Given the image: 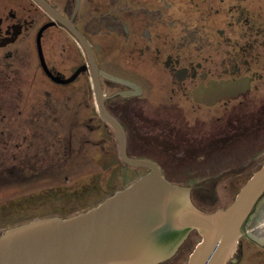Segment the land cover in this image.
I'll return each instance as SVG.
<instances>
[{"label": "flooded vegetation", "instance_id": "af4514ba", "mask_svg": "<svg viewBox=\"0 0 264 264\" xmlns=\"http://www.w3.org/2000/svg\"><path fill=\"white\" fill-rule=\"evenodd\" d=\"M101 104L122 124L134 157L142 156L132 153L131 138L141 134L170 139L154 149L177 164L246 131L262 134L264 0H0V183L27 188L37 169L79 170L83 138L113 160L99 168L113 169L121 160L118 132ZM248 110L258 120L220 131L239 121L230 112ZM143 117L155 123L148 127ZM207 123L219 134L207 135ZM99 138L117 139L118 150ZM259 156L178 183L192 187L194 200L212 177L205 176L224 178ZM143 157L169 178L158 160ZM226 264H264V194Z\"/></svg>", "mask_w": 264, "mask_h": 264}, {"label": "water", "instance_id": "95a60500", "mask_svg": "<svg viewBox=\"0 0 264 264\" xmlns=\"http://www.w3.org/2000/svg\"><path fill=\"white\" fill-rule=\"evenodd\" d=\"M100 107L118 132L121 159L148 170L86 209L7 227L0 232V264H161L192 231L200 239L184 264H226L264 194V162L228 205L203 209L191 186L167 178L156 161L129 155L122 124ZM201 188L213 190L206 182Z\"/></svg>", "mask_w": 264, "mask_h": 264}, {"label": "rangeland", "instance_id": "374dc122", "mask_svg": "<svg viewBox=\"0 0 264 264\" xmlns=\"http://www.w3.org/2000/svg\"><path fill=\"white\" fill-rule=\"evenodd\" d=\"M229 117L231 121L235 118L236 120L239 119V121L235 123V126L231 125V123L223 125L220 131L229 132L236 130L235 128L238 130L240 126L245 128L250 126L254 119L258 120V114L250 110L242 114L230 112L228 114ZM140 119L148 127V121L152 124L155 123L153 119L147 117ZM211 124H206L208 128L206 129L207 135H211V133L219 134L218 129H210ZM260 131L262 134L258 135L255 132L246 131L243 135L239 134L238 140L229 146L211 148L200 160L195 155L186 156L183 160L184 162L180 161L181 163L178 164L171 162L174 156L170 157L167 151L154 149L156 144L162 145L161 141L164 143L170 139L150 138L151 134H141L139 138H131V146H133L131 151L136 156H147L158 160L163 166V171L171 180L186 182L187 179L197 174L213 173L223 168L234 167L259 156L264 151V128L262 127ZM86 140L89 139H82L83 147L80 156L79 154L75 155L77 157L76 160L81 162L79 170L54 169L52 167L47 170L37 169L33 172V182L27 188L21 185L10 186L8 183L6 185L0 183V186L2 185L0 190V232L11 225L37 217L35 215H64L63 212L65 211L76 210L83 205L92 203L84 207L86 209L98 203L116 189L127 185L145 171L142 167L126 168V164L122 163V159L120 161L114 160L117 164L113 169L109 170L106 166H103V169L99 168L98 163L108 165L107 163L113 160L109 158L110 156H102V151L94 147L93 142L86 146ZM115 142L116 145L111 143L110 140L98 139L99 144H105L108 148H111L113 144L114 148L116 146L118 150L117 139H115ZM134 142L136 143V148L133 145ZM190 152L192 153L193 151ZM65 155L68 157L67 153ZM257 159L258 161H253L249 167L244 168L242 166L234 171L226 170L224 178L219 177L220 180L217 177L213 178V174L205 176V178L212 176L210 178L213 179L206 181V185L211 186L213 190L196 188L193 193L195 203L206 210L215 209L218 202L221 206L228 205L234 199L241 186H239L240 183L236 184L238 179L242 178V181L245 180L252 172L255 164L264 159V153ZM178 160L177 156L175 161ZM198 239L199 234L192 231L187 244L162 264H184L186 256H188Z\"/></svg>", "mask_w": 264, "mask_h": 264}, {"label": "trees", "instance_id": "16d2710c", "mask_svg": "<svg viewBox=\"0 0 264 264\" xmlns=\"http://www.w3.org/2000/svg\"><path fill=\"white\" fill-rule=\"evenodd\" d=\"M115 160H116V158H115ZM128 166L126 165V168H127ZM94 203V202H93ZM90 204H92V203H89V204H86V205H83V206H81V207H79V208H77L76 210L74 209V210H72V211H65V212H63L64 213V215H69V214H72V213H75V212H78V211H81V210H83L84 209V207H86V206H88V205H90ZM47 214H50V213H47ZM42 215H45V214H42ZM51 215V214H50ZM35 216H39V215H35ZM33 217V216H32ZM29 220V219H28ZM26 221V220H25ZM194 232H196V231H194ZM197 233V232H196ZM200 236V235H199ZM170 259V258H169ZM163 263V262H162ZM161 263V264H162Z\"/></svg>", "mask_w": 264, "mask_h": 264}]
</instances>
